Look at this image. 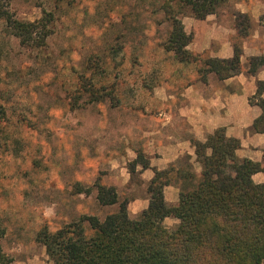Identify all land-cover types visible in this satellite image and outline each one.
Listing matches in <instances>:
<instances>
[{"label":"rangeland","instance_id":"1","mask_svg":"<svg viewBox=\"0 0 264 264\" xmlns=\"http://www.w3.org/2000/svg\"><path fill=\"white\" fill-rule=\"evenodd\" d=\"M0 1L23 22L53 16L54 33L40 49L21 44L0 20V104L12 138L0 154L1 245L9 264H51L36 239L42 227L55 232L82 215L104 220L118 209L97 203L98 179L130 200L131 218L142 212L148 182L139 168L129 173L130 163L137 152L157 156L146 135L161 129L163 106L195 68L161 47L170 30L161 10L166 0ZM249 2L224 0L215 17L227 23L239 14L236 4ZM194 19H182L191 35ZM95 59L107 63L105 79L116 83L117 98L75 102L78 78L93 74ZM76 184L91 194H76ZM165 221L167 228L178 223Z\"/></svg>","mask_w":264,"mask_h":264},{"label":"trees","instance_id":"2","mask_svg":"<svg viewBox=\"0 0 264 264\" xmlns=\"http://www.w3.org/2000/svg\"><path fill=\"white\" fill-rule=\"evenodd\" d=\"M224 0H166L161 10L169 24L162 49L173 54L176 62L193 65L201 81L215 74L219 80H227L242 72V48L234 44L232 59H219L196 54L189 50L193 36L185 30L183 18L205 20L217 13ZM239 34H245L250 25L247 14L239 13ZM0 20L11 35L21 44L44 48L53 35V16L45 14L35 22L16 19L0 1ZM264 26V16L260 19ZM90 76L81 75L76 89L75 102L88 98L101 103L107 97H116V83L105 79L107 63L95 59ZM264 68V57L249 59V75H256ZM105 74V75H104ZM264 81L258 82L255 99L264 110ZM254 101L251 99V104ZM6 108L0 104V154L7 150L11 135L7 131ZM255 133L264 134V113L253 125ZM196 161L201 174L196 178L193 166H170L164 170L151 168L150 160L142 152L130 163L129 173L137 168L152 169L154 177L148 183L149 204L137 218L129 215L130 200H121L118 189L99 181L94 184L96 201L102 207L118 206L104 220L97 216L82 215L55 232L47 226L37 234V242L46 249L51 264H264V183L257 184L253 176L264 173L262 162L240 159L237 151L240 140L229 138L223 128L210 135L206 142L192 140ZM180 185L179 201L166 200L165 189L175 183ZM181 183V184H180ZM76 194H91L76 184ZM174 218V228L165 226V219ZM93 232L89 235L86 225ZM5 229L0 226V264H9L1 240Z\"/></svg>","mask_w":264,"mask_h":264},{"label":"crops","instance_id":"3","mask_svg":"<svg viewBox=\"0 0 264 264\" xmlns=\"http://www.w3.org/2000/svg\"><path fill=\"white\" fill-rule=\"evenodd\" d=\"M236 10L247 14L250 25L244 35H240L234 18L225 23L214 15L205 20L194 19L190 24L193 42L189 50L206 57L232 59L234 44L242 48V72L227 80H219L211 73L203 82L195 68L189 82L173 91L169 102L163 106L167 112L159 115L160 130L147 133L157 143V156L151 155V168L158 170L174 166L179 169V160L186 157L187 165L195 166L196 178L200 177L201 166L196 161L192 140L206 142L210 135L223 128L229 138L240 140L241 148L237 151L240 159L262 162L264 156V134L255 133L254 122L263 115L264 110L255 99L258 82L264 81V68L252 76L248 74L249 59L264 57V26L260 19L264 16V0H250L238 3ZM182 65V64H180ZM185 66V65H183ZM183 81V80H182ZM251 99L254 103L251 104ZM264 100V92L262 94ZM148 153V151H147ZM141 175L146 182L154 177L152 169H142ZM257 184L264 183V173L253 176ZM181 184V183H180ZM180 185L166 187V200L177 203ZM142 211L148 207V198L144 201ZM166 224V221H165ZM174 225L178 223L174 221Z\"/></svg>","mask_w":264,"mask_h":264}]
</instances>
